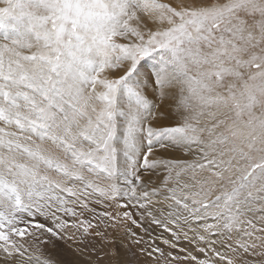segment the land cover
Instances as JSON below:
<instances>
[{"label": "snow or ice", "instance_id": "1", "mask_svg": "<svg viewBox=\"0 0 264 264\" xmlns=\"http://www.w3.org/2000/svg\"><path fill=\"white\" fill-rule=\"evenodd\" d=\"M117 205L205 257L164 264H264V0H0V264H99Z\"/></svg>", "mask_w": 264, "mask_h": 264}, {"label": "rangeland", "instance_id": "2", "mask_svg": "<svg viewBox=\"0 0 264 264\" xmlns=\"http://www.w3.org/2000/svg\"><path fill=\"white\" fill-rule=\"evenodd\" d=\"M164 2H169V0H164ZM155 61H149L147 64V67L153 71H155ZM164 108V115L171 116L172 114H165V112H173L175 107L173 106H165ZM173 107V108H171ZM169 108V109H168ZM179 120V117L177 118ZM173 123V122H172ZM175 126V125H173ZM171 148L167 149H160L157 147L155 155L163 154L164 157L170 158V159H190L186 156H184L183 152H172ZM177 154V155H176ZM176 156V157H173ZM173 157V158H172ZM164 173H162L163 176ZM159 178L158 176H153V181L155 185H159L163 179V177ZM124 201H120V205H123ZM117 205L120 212H131L133 219H136L138 222H141V226L137 227L136 225H133L131 221H126L121 224H119L115 229H109V231L112 234V237L115 239L114 244L105 245L101 249V241L99 238H92V245H89V247L95 246L96 249L100 250V254L103 256V259L99 261V264H111L112 261H131L132 264H164L163 259H154L152 257H148L146 253H142L141 249H148L149 245L155 241V246H158L162 251L164 252L165 256L168 257V254L170 253L171 256H178V257H186L191 255L197 256L199 259H204V254L199 252L196 248V246L191 243L189 240H186L181 235L180 239H176L172 236L171 232L166 230L165 228L161 227V225L155 224L150 222L149 218H143L139 212L134 207H123ZM96 208L98 211L101 210H107L112 211V208L107 207L105 204H96ZM170 228H173L175 231L176 229L174 226L169 225ZM154 228V229H153ZM127 229H131L132 232H135L138 234V238L141 239L140 244H134L131 242V240L128 238ZM191 236V233H189ZM169 240L171 242L175 243V247H171L169 244H165L163 241ZM72 243V242H69ZM62 249H67V245H64L63 242H60ZM81 247H84L83 245ZM73 248H75V245L73 244ZM49 251L55 252L56 250L50 249ZM115 252L116 255H108L109 252ZM96 251H85L83 256L76 257L81 261V264H90V261H93L96 259ZM134 254V255H133ZM62 255L65 258H71L67 255V252H63ZM157 257H159V254H155ZM170 259V257H168ZM174 264H195L194 261L188 260V259H181L174 262Z\"/></svg>", "mask_w": 264, "mask_h": 264}, {"label": "bare ground", "instance_id": "3", "mask_svg": "<svg viewBox=\"0 0 264 264\" xmlns=\"http://www.w3.org/2000/svg\"><path fill=\"white\" fill-rule=\"evenodd\" d=\"M174 107V106H173ZM173 107H171V108H173ZM166 108V107H165ZM169 109V108H168ZM168 111V110H167ZM165 112V114H172L171 116H166V115H164V124H165V126H173V125H176L177 123H178V121L179 120H177V118L179 117L178 115H177V113H176V109H174L173 110V112ZM180 119V118H179ZM173 122V123H172ZM172 149V148H171ZM170 151H172V152H175L176 150H174V149H172V150H170ZM177 155V154H176ZM173 157H176V156H173ZM172 157V158H173ZM181 158V157H180ZM179 158V159H180ZM188 158H190L189 156H188ZM165 174H163V176H164ZM161 176H162V173H160L159 175H158V177L159 178H161ZM162 176V177H163ZM144 218V217H143ZM154 229V228H153Z\"/></svg>", "mask_w": 264, "mask_h": 264}]
</instances>
